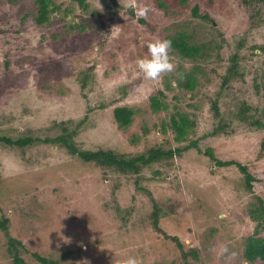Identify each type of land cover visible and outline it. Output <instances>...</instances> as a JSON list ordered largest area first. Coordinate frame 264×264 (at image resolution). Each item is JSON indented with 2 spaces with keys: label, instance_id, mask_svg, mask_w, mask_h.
<instances>
[{
  "label": "rangeland",
  "instance_id": "374dc122",
  "mask_svg": "<svg viewBox=\"0 0 264 264\" xmlns=\"http://www.w3.org/2000/svg\"><path fill=\"white\" fill-rule=\"evenodd\" d=\"M54 2L59 10L38 25L35 0H0V136H55L59 123H81L74 138L80 148L134 155L177 145L161 124L179 112L194 122L190 140L200 152H183L174 168L145 169L148 180L137 190L132 178L105 176L59 146L0 147V222L7 220V234L21 244L24 264H40L34 254L59 264H123L130 256L140 264H184L175 243L153 229L150 197L159 228L179 237L184 251L195 249L198 258L188 264H259L243 253L255 226L247 204L254 195L264 200V129L251 124L252 117L264 123V2L251 18L242 0H164L165 10L157 0H85V10ZM145 3L153 10L137 20L134 9ZM194 8L208 21L194 17ZM180 31L220 49L211 48L205 61L170 49L173 71L145 79L136 62L147 44ZM193 68L189 92L177 83ZM231 70L232 81L221 87ZM157 91L167 110L154 113L149 97ZM214 100L220 118L213 117ZM118 106L134 112L126 130L114 121ZM218 125L222 131L213 134ZM209 148L247 167L257 180L252 194L237 167L216 168L202 154ZM221 244L235 255L218 256ZM0 264H13L1 228Z\"/></svg>",
  "mask_w": 264,
  "mask_h": 264
},
{
  "label": "trees",
  "instance_id": "16d2710c",
  "mask_svg": "<svg viewBox=\"0 0 264 264\" xmlns=\"http://www.w3.org/2000/svg\"><path fill=\"white\" fill-rule=\"evenodd\" d=\"M8 1L10 3H14L17 0ZM71 1L76 2L81 9H86L85 0ZM111 1L114 3V0ZM35 2L38 5V11L34 20L38 25L47 23L48 20H50V14H53L60 8L59 6L55 5L54 0H35ZM263 2L264 0H242L240 4L241 6H248L250 8L249 17L251 18L254 16L255 8ZM157 4L163 10L167 9L164 0H157ZM192 14L196 18L199 17L204 21H208V16H200L197 12V8L193 9ZM140 22L143 24V20H141ZM79 29L82 30L83 27L79 26ZM211 29L215 30L212 25ZM168 39L172 41L171 50L173 52H176L185 60L189 61L193 59L197 60L199 58L201 60L204 59V61L208 60L209 58H211V48H213L214 50L220 49V45L216 44V41L213 42V39L207 41L206 43H195L194 41H191L193 38L183 31L176 32L175 35L169 37ZM195 71H198V69L193 68L188 72H184L177 84L181 85V87L186 91H194L196 85V78L194 76ZM232 71L233 70L228 71V74H225L222 77L221 87H225L230 81H232ZM164 99L165 94L163 91H157L149 97L150 108L154 113L167 110V105L164 102ZM211 108L213 111V117L220 118L217 100H214L212 102ZM112 114L118 128L126 130V128L129 127L132 122L134 112L129 107L118 106L113 109ZM240 119L241 121L244 120L243 117H240ZM251 120V124L253 126L264 129L263 122L255 120V118L253 117L251 118ZM66 125L67 123H59L58 127L61 128V131L55 136L48 135L44 137H33L30 134H23L14 138L0 136V147L6 145L10 148L21 149V152H23L24 148L33 147L40 144L55 145L57 147L59 146L61 149H65L68 155L78 157L81 162L101 169L105 176H107L108 174H118L132 178L134 181V187L137 190H144L142 181L144 179L148 180L143 175V171L145 169H148L155 164H162L164 167L174 168V160L179 159L183 152L188 151L190 148L196 149L198 152H200V150L198 149V141L190 140L194 122L190 121L186 114L179 112L172 114V117L170 118L168 124H161V132L165 134L166 127L168 126L171 132L174 134L173 142L177 145L166 150L161 147H153L147 149L144 152H140L134 155L125 154L121 151H118L117 149L111 148L82 149L74 142V138L77 134L78 128L81 126V123L76 125L73 129ZM219 131H222V127L220 125H218L212 133L217 134ZM135 142L136 138L132 139L130 144H134ZM186 142H188V144L183 145ZM202 154L205 155V157H207L209 160H211L216 168H227L229 166L237 167L240 173L243 175L245 189L249 193H253V182L257 180L252 176L251 173L248 172L246 166H243L240 163L232 160L222 161L215 157L214 152L210 148L203 151ZM161 172L163 171L159 170L156 171L155 174L161 176ZM150 199L153 202L154 209L152 211V214L150 215L153 229L161 234L165 240H169L175 243V245L180 249L184 264H188V257H191L196 261L198 257L195 249L190 248L188 252L184 251L183 244L180 242L179 237L167 234L159 228V210H157V205L154 200L151 197ZM247 209L248 218L255 224V226L253 227V234L246 237L245 239L246 246L244 249L243 257L247 263L259 262V264H264V235H260L261 233H264L263 198L254 195L253 201H249V203L247 204ZM6 223L7 220L1 221L0 228L5 232V235L7 236L8 251L13 258V264H24L23 259L19 255L18 249V246L21 244L9 237V235L7 234ZM33 257L40 264H59L58 261H52L36 254H34Z\"/></svg>",
  "mask_w": 264,
  "mask_h": 264
},
{
  "label": "clouds",
  "instance_id": "9594fccd",
  "mask_svg": "<svg viewBox=\"0 0 264 264\" xmlns=\"http://www.w3.org/2000/svg\"><path fill=\"white\" fill-rule=\"evenodd\" d=\"M150 10L147 3L136 6L135 17L138 19L147 17ZM143 27V25H141ZM172 47L170 39H155L147 44V54L143 58L137 60V68L143 73L145 79L158 80L163 73L171 72L174 69V64L171 62L169 55ZM217 255L220 257L234 256L235 253L230 252L227 245L221 244L218 248ZM123 264H140L136 257H128Z\"/></svg>",
  "mask_w": 264,
  "mask_h": 264
},
{
  "label": "bare ground",
  "instance_id": "6f19581e",
  "mask_svg": "<svg viewBox=\"0 0 264 264\" xmlns=\"http://www.w3.org/2000/svg\"><path fill=\"white\" fill-rule=\"evenodd\" d=\"M124 107V106H123Z\"/></svg>",
  "mask_w": 264,
  "mask_h": 264
}]
</instances>
